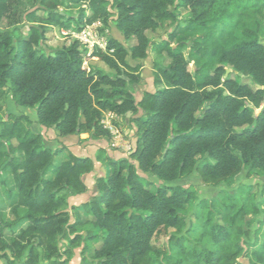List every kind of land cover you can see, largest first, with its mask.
Returning a JSON list of instances; mask_svg holds the SVG:
<instances>
[{
	"label": "trees",
	"instance_id": "trees-1",
	"mask_svg": "<svg viewBox=\"0 0 264 264\" xmlns=\"http://www.w3.org/2000/svg\"><path fill=\"white\" fill-rule=\"evenodd\" d=\"M35 1L37 9L18 20L12 12L22 0H0V24H30L26 39L0 30V114L10 97L59 137L88 134L109 142L102 120L111 113L114 125L120 127L119 119L134 125L136 142L126 158L103 161L111 174L96 180L88 204L69 213L68 199L86 192L83 177L93 161L72 154L61 160V151L45 148L25 115L1 121L0 264H40L42 258L68 264L70 251L61 252L59 243L77 247L83 239L68 232L84 227L104 236L83 264H232L243 253L264 264V243L249 253L239 246L237 224L264 210V198L256 203L251 186L240 185L229 203L201 201L207 212L194 241L206 239L212 250H186L183 213L196 196L165 185L193 173L212 187L231 183L243 169L264 177V110L255 116L264 105V0ZM72 22L77 31L98 22L104 49L95 46L85 59L75 40L40 51L49 30L66 31ZM111 22L133 45L109 36ZM167 23L173 26L167 39L151 42L146 33ZM150 51L157 56L155 91L136 103L131 88L141 81V65L128 59L144 61ZM84 61H99L108 72ZM144 176L162 184L151 192Z\"/></svg>",
	"mask_w": 264,
	"mask_h": 264
},
{
	"label": "rangeland",
	"instance_id": "rangeland-1",
	"mask_svg": "<svg viewBox=\"0 0 264 264\" xmlns=\"http://www.w3.org/2000/svg\"><path fill=\"white\" fill-rule=\"evenodd\" d=\"M38 2L39 1H35V0H22L19 7L16 10L14 9L12 13L15 14L18 13V18H19L18 20H20L21 17H23L27 12L36 10L37 7L39 6ZM59 11L62 14H66V16H76L77 14L76 8L71 10H65L63 8H59ZM179 12H180V16H179L180 19L186 20L188 17V13L183 9H181ZM41 14L42 13H40L39 15ZM10 22H14V21L10 19L4 20L0 24V30L12 32L14 37L21 36L22 38L26 39L30 24L27 22H21L15 26L12 25L10 26ZM94 24H96V32H97L98 29L101 28V25L98 22ZM34 27L39 28L38 25H35ZM76 29H77L76 24L72 22L70 28L66 31H59L56 28H54V30L53 29L49 30L45 35L46 36L45 42L42 43L38 48L40 49L41 52L48 54L51 53L53 50L60 49L64 45H70L73 41H75L76 33L79 32ZM172 29L173 26L167 23L165 24L164 27L158 29L156 32L148 31L146 35L151 42H159L163 39H167ZM109 36L121 42L126 48H129L134 43L133 41L128 43L125 42L121 34L115 29V25L113 22L110 23ZM104 40L105 38L103 37V41ZM85 48H86L85 46L83 45L81 46V49L86 51L85 59H87L89 57L87 56L88 50ZM88 54H90V52ZM156 57L157 56L150 51L148 58L144 61H131V59H128V63H131V65H135V63H139L141 65L143 63L144 65V63L146 62L148 67L147 71L146 70L144 71V78L146 80L145 83L139 88L136 87L137 88L135 90L136 97L137 95L142 96L143 92H145L144 90H148V89L152 90L151 83L148 82V79H152V76L149 73V69H152L153 63L157 61ZM84 65L88 67L90 65H95L97 67L103 66V64L99 61H84ZM189 69L190 71H192L193 69L192 64L189 66ZM33 112L34 110L32 109L15 106L9 97L5 104L3 113L0 114V122L9 116L25 115L29 118L33 115ZM36 125L30 124L29 128L32 130L33 129L32 127H35ZM124 133L127 135L126 131H124ZM45 137L47 138L46 135ZM48 141L50 142L49 139ZM133 145L135 148V144ZM145 177L149 181H151V187H150L151 192L154 191V188L156 186L162 184L156 178L149 176H145ZM165 185L182 186L188 189L190 192H194L196 196V200L191 201L189 204L185 206V212L183 213L186 227L182 233V236L186 237L187 239V242L185 243L186 250H192L193 248H196L198 250H201L202 248L212 250V247L206 242V239H203L201 240V242L198 243L194 241V238L196 237L194 231H197L198 228L202 226L207 212L206 209L200 208L199 204L201 201L219 200L221 203H227L228 201L226 200V198L235 195V192L240 185H247L252 187L251 193L256 195L255 198L256 203H259L264 198V177L257 175L253 172L248 175L245 169H243V171L237 174L233 178L231 183L229 184L222 183L217 187L204 185L196 173L191 174L186 179ZM94 195H95V190H94V194L91 197H93ZM67 210L70 213L69 204ZM9 218L11 219V216H9ZM263 222H264V210H261L260 214L258 215H253L250 213L246 214L245 216L242 217V221L239 224H237V226L241 229L239 246L245 252L247 251L249 253L250 251L256 249L259 245L264 243V226L262 225ZM70 223H73V218H71ZM68 235L70 238H73L75 235H78L83 240L77 247L73 249H71L68 246L67 240L61 241L59 243L61 252L66 249H69L70 258L68 260V264H83L85 261L86 262L91 261L93 250L99 247L100 240L104 236V232L101 230H93L90 227H84V228H76V231L73 234L68 232ZM88 237L90 238L87 239ZM162 262L163 261L157 260L155 264H164ZM40 264H47V262L44 261L42 258L40 260ZM181 264H192V263L191 261L186 260L183 261ZM232 264H252V263L249 261V258L245 256L243 253L241 256L236 258V260Z\"/></svg>",
	"mask_w": 264,
	"mask_h": 264
},
{
	"label": "crops",
	"instance_id": "crops-1",
	"mask_svg": "<svg viewBox=\"0 0 264 264\" xmlns=\"http://www.w3.org/2000/svg\"><path fill=\"white\" fill-rule=\"evenodd\" d=\"M132 61V60H131ZM130 66L138 65L139 63H135V65H131V63H128ZM141 65V64H140ZM94 69H99L105 73L108 72V69L103 65L102 67H97L95 65H91ZM147 63L145 62L144 65L142 63L141 69H140V76L141 81L139 84L134 85L131 88L132 94L134 96V99L136 103H138L142 96L137 95L135 96V90L136 87H141L145 83L144 78V71H147ZM149 73L152 76V79H148V82L151 83L152 90H144L148 93H153L155 91V87L153 84V75H152V69H149ZM149 78V77H148ZM144 93V92H143ZM138 94V93H137ZM143 95V94H142ZM140 111V115H141ZM36 113L33 112V115L29 117L31 121V125L37 124V118H35ZM129 118V115H127ZM120 125L124 131H126L128 138L130 141L135 144L136 139L134 137L135 134V127L133 124L129 122V120H120ZM124 126V127H123ZM32 132L39 134L42 136L43 140V146L52 152L55 151H61L59 157L61 160L66 159V157L69 154H72L75 157L78 158H89L93 161V170L91 173L85 175L83 177V183L86 187V192L84 194L73 196L68 199V204L71 207H81L82 205L88 204L91 200V196L94 194L95 190V182L97 179H105L107 176H109L112 172L111 168L108 166H105L103 164V161L112 160V161H118L120 159L126 158L122 153L112 151L108 148V140L107 139H97L92 140L89 138L88 134H80L78 136H68V137H59L56 132L52 129H47L45 127H41V125H36L35 127H32ZM34 130V131H33ZM47 136V138L45 137ZM50 140V142L48 141ZM145 177V176H144ZM80 204V205H77Z\"/></svg>",
	"mask_w": 264,
	"mask_h": 264
},
{
	"label": "built area",
	"instance_id": "built-area-1",
	"mask_svg": "<svg viewBox=\"0 0 264 264\" xmlns=\"http://www.w3.org/2000/svg\"><path fill=\"white\" fill-rule=\"evenodd\" d=\"M75 38V40L80 42L81 46L86 47L85 49L88 50L87 56H90L95 46L101 49H104L105 46V40L103 41V37L96 32V24L85 26L76 33ZM89 52L90 54H88ZM114 119H117L115 115L107 113L102 120L103 128L110 135L108 148L112 151L120 152L127 157L134 151V145L131 143L128 135L120 127L113 124Z\"/></svg>",
	"mask_w": 264,
	"mask_h": 264
},
{
	"label": "water",
	"instance_id": "water-1",
	"mask_svg": "<svg viewBox=\"0 0 264 264\" xmlns=\"http://www.w3.org/2000/svg\"><path fill=\"white\" fill-rule=\"evenodd\" d=\"M239 76H241V75H239ZM262 110H264V105H263V107H262V109H261V110H257V111H255V116H257V115H258V113H259L260 111H262Z\"/></svg>",
	"mask_w": 264,
	"mask_h": 264
}]
</instances>
